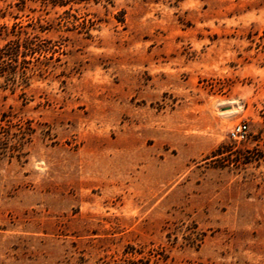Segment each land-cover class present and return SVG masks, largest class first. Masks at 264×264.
<instances>
[{
  "label": "rangeland",
  "instance_id": "1",
  "mask_svg": "<svg viewBox=\"0 0 264 264\" xmlns=\"http://www.w3.org/2000/svg\"><path fill=\"white\" fill-rule=\"evenodd\" d=\"M17 3L61 50L0 88V264H264V0Z\"/></svg>",
  "mask_w": 264,
  "mask_h": 264
},
{
  "label": "trees",
  "instance_id": "2",
  "mask_svg": "<svg viewBox=\"0 0 264 264\" xmlns=\"http://www.w3.org/2000/svg\"><path fill=\"white\" fill-rule=\"evenodd\" d=\"M27 1L39 3L45 9L48 7L52 9L69 7V10L65 11V13H69L68 11L73 10L75 5L90 1L99 3L103 0H19L17 3L19 10H23ZM108 1L110 2V0ZM5 14L0 10V18H5ZM38 24L40 33L47 30V27L41 24L40 19ZM2 32L5 33V43L0 47V88L3 90L10 89L14 92L18 87H28L36 71H39V78H43L42 69H31L29 65L34 60L53 59L56 54L60 53L61 46L59 44L44 38L39 33L24 30L20 23H15L10 31L6 25H3ZM7 118L8 115L3 114L1 121L7 122ZM21 129L22 127L19 131ZM6 130L7 128L0 125V155L11 154L13 157L14 152L24 147V138L19 139L17 133L6 132ZM12 139L17 140V143L10 145Z\"/></svg>",
  "mask_w": 264,
  "mask_h": 264
},
{
  "label": "built area",
  "instance_id": "3",
  "mask_svg": "<svg viewBox=\"0 0 264 264\" xmlns=\"http://www.w3.org/2000/svg\"><path fill=\"white\" fill-rule=\"evenodd\" d=\"M247 131V127L245 125H239L237 126L232 132L231 136L234 140H239L244 137L245 133Z\"/></svg>",
  "mask_w": 264,
  "mask_h": 264
}]
</instances>
